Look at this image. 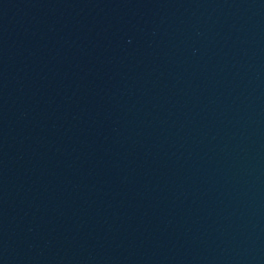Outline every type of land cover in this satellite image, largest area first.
<instances>
[{
	"label": "water",
	"instance_id": "water-1",
	"mask_svg": "<svg viewBox=\"0 0 264 264\" xmlns=\"http://www.w3.org/2000/svg\"><path fill=\"white\" fill-rule=\"evenodd\" d=\"M0 264H264V0H0Z\"/></svg>",
	"mask_w": 264,
	"mask_h": 264
}]
</instances>
